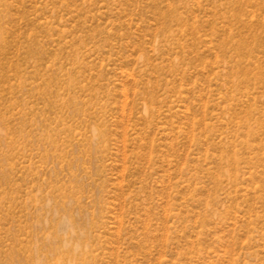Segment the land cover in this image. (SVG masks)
Instances as JSON below:
<instances>
[{"label":"rangeland","instance_id":"rangeland-1","mask_svg":"<svg viewBox=\"0 0 264 264\" xmlns=\"http://www.w3.org/2000/svg\"><path fill=\"white\" fill-rule=\"evenodd\" d=\"M0 264H264V0H0Z\"/></svg>","mask_w":264,"mask_h":264}]
</instances>
